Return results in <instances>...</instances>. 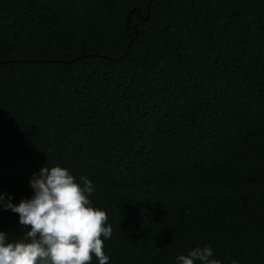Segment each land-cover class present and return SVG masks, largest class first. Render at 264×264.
<instances>
[{"label": "trees", "instance_id": "obj_1", "mask_svg": "<svg viewBox=\"0 0 264 264\" xmlns=\"http://www.w3.org/2000/svg\"><path fill=\"white\" fill-rule=\"evenodd\" d=\"M46 165L92 182L109 264H264V0H0V193Z\"/></svg>", "mask_w": 264, "mask_h": 264}, {"label": "clouds", "instance_id": "obj_2", "mask_svg": "<svg viewBox=\"0 0 264 264\" xmlns=\"http://www.w3.org/2000/svg\"><path fill=\"white\" fill-rule=\"evenodd\" d=\"M32 194L13 203L0 193V210L18 214L23 235L10 240L0 231V264H109L103 251L112 236L106 212L93 206L92 182L76 178L68 169L48 165L29 179ZM30 226V227H27ZM103 237V239H101ZM221 264L213 250L204 246L176 257V264Z\"/></svg>", "mask_w": 264, "mask_h": 264}]
</instances>
